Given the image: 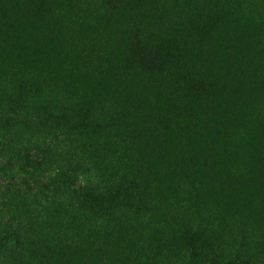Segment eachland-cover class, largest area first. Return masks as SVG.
Wrapping results in <instances>:
<instances>
[{
    "label": "rangeland",
    "instance_id": "rangeland-1",
    "mask_svg": "<svg viewBox=\"0 0 264 264\" xmlns=\"http://www.w3.org/2000/svg\"><path fill=\"white\" fill-rule=\"evenodd\" d=\"M212 249L264 264V0H0V264Z\"/></svg>",
    "mask_w": 264,
    "mask_h": 264
},
{
    "label": "trees",
    "instance_id": "trees-1",
    "mask_svg": "<svg viewBox=\"0 0 264 264\" xmlns=\"http://www.w3.org/2000/svg\"><path fill=\"white\" fill-rule=\"evenodd\" d=\"M91 184H88L87 190L88 192L94 197L99 199L102 203L106 202L107 199H110L112 203L117 204L119 203V197H120V192H119V186H117L116 189H111L110 186H103L101 187V185L99 186L98 189H96L94 186L91 187ZM83 191H84V187L79 186ZM80 191V190H79ZM205 246L207 244V242H204ZM192 250L193 249H197L195 248V246L193 244H191ZM214 249L211 250V252L209 254L206 253V250H203V252L201 251L198 254V251L196 253L193 254V257H195L197 255V257H199L200 255L203 257H208L209 258V262L211 264H227L223 262V259L218 256V254H216L214 251Z\"/></svg>",
    "mask_w": 264,
    "mask_h": 264
}]
</instances>
